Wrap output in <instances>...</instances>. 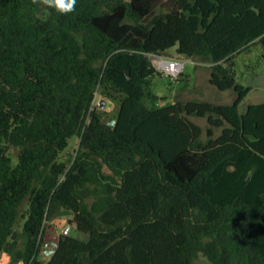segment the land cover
I'll use <instances>...</instances> for the list:
<instances>
[{
    "label": "trees",
    "instance_id": "obj_1",
    "mask_svg": "<svg viewBox=\"0 0 264 264\" xmlns=\"http://www.w3.org/2000/svg\"><path fill=\"white\" fill-rule=\"evenodd\" d=\"M258 46L264 0H77L68 15L0 0V259L264 264V103L241 110L251 88L236 73ZM169 49L232 102L156 107L151 56ZM97 92L118 102L113 119ZM61 220L75 235L46 256Z\"/></svg>",
    "mask_w": 264,
    "mask_h": 264
},
{
    "label": "rangeland",
    "instance_id": "obj_2",
    "mask_svg": "<svg viewBox=\"0 0 264 264\" xmlns=\"http://www.w3.org/2000/svg\"><path fill=\"white\" fill-rule=\"evenodd\" d=\"M264 53L261 46L254 47L250 52L238 56L236 60V73L238 82L245 86H255L264 88V59L262 54ZM153 55L151 56L152 62H154ZM161 57L171 58L179 60L184 66L175 81H171L167 72L162 69L160 75L154 77L151 83V91L159 98L155 102L156 107L172 104L176 99L181 100H199L209 101L220 104H230L233 99V93L231 91H219L209 84L210 69L200 68L192 60L186 59L182 56H178L174 49H169ZM154 64V63H153ZM104 101V107H100L101 102ZM95 107L103 115L104 120L113 119L118 110V102L113 99L105 98L100 92L96 93ZM245 103L241 105V110L245 107ZM151 106V104H150ZM196 124L206 127V120L199 118H191ZM219 134V132H217ZM79 137L74 136L69 139V145L67 149L61 154V159L69 161L73 159L76 149L78 148ZM13 157V164L17 163L18 150L11 148L9 151ZM70 218V217H68ZM23 221L18 225V230L21 229ZM66 224V220H61L56 227L46 225V232L44 234V247L49 246V250H45V255L48 256L51 252L52 242H56L58 235L61 234V230ZM72 235H75L72 232ZM51 243V244H50ZM23 243H20L22 248ZM48 244V245H47ZM48 248V247H47ZM49 251V254L46 252ZM199 263L208 264L207 259L202 255L199 257ZM0 264L3 262L0 261ZM15 264V263H14Z\"/></svg>",
    "mask_w": 264,
    "mask_h": 264
},
{
    "label": "built area",
    "instance_id": "obj_3",
    "mask_svg": "<svg viewBox=\"0 0 264 264\" xmlns=\"http://www.w3.org/2000/svg\"><path fill=\"white\" fill-rule=\"evenodd\" d=\"M154 56V55H153ZM154 66L156 69L161 71L164 69L167 74L169 75L171 81H175L176 78L180 75L181 70L184 66L183 63L179 62V60L163 58L161 56H154ZM73 230V226L71 224H66L63 229L61 230V234L69 235Z\"/></svg>",
    "mask_w": 264,
    "mask_h": 264
},
{
    "label": "clouds",
    "instance_id": "obj_4",
    "mask_svg": "<svg viewBox=\"0 0 264 264\" xmlns=\"http://www.w3.org/2000/svg\"><path fill=\"white\" fill-rule=\"evenodd\" d=\"M36 2L37 0H33V3ZM39 2L49 9H54L61 15H68L75 11L77 0H39Z\"/></svg>",
    "mask_w": 264,
    "mask_h": 264
},
{
    "label": "crops",
    "instance_id": "obj_5",
    "mask_svg": "<svg viewBox=\"0 0 264 264\" xmlns=\"http://www.w3.org/2000/svg\"><path fill=\"white\" fill-rule=\"evenodd\" d=\"M199 67L202 68V69H205L207 66L201 64V65H199ZM249 87L251 88V90L248 93V95L246 96V98L244 99L243 103H245V102H246V104H249V103H254V104H256V103H258V104L259 103H264V88L255 87V86H251V85H249ZM0 261L3 262V264H10V258L8 256H5V255L2 256Z\"/></svg>",
    "mask_w": 264,
    "mask_h": 264
},
{
    "label": "water",
    "instance_id": "obj_6",
    "mask_svg": "<svg viewBox=\"0 0 264 264\" xmlns=\"http://www.w3.org/2000/svg\"><path fill=\"white\" fill-rule=\"evenodd\" d=\"M100 105H101V107H104V101H102ZM52 245L55 246L56 243H55V242H52ZM47 250H48V249H47ZM53 251H54V250H51L50 252L52 253ZM46 253L49 254V251H47ZM51 253H50V254H51Z\"/></svg>",
    "mask_w": 264,
    "mask_h": 264
}]
</instances>
